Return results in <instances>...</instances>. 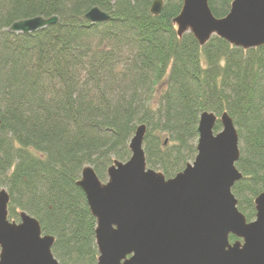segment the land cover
<instances>
[{"label":"trees","instance_id":"1","mask_svg":"<svg viewBox=\"0 0 264 264\" xmlns=\"http://www.w3.org/2000/svg\"><path fill=\"white\" fill-rule=\"evenodd\" d=\"M155 1L0 0V190L8 220L35 218L54 238L59 264H96L95 220L76 183L86 166L105 182L113 162L130 158L141 125L147 168L169 179L196 156L200 114L227 113L242 175L231 192L247 222L255 218L264 191V46L179 38L172 21L182 0H161L153 16ZM232 1L208 6L221 19ZM92 8L110 19L90 24ZM53 16L57 24L35 33L8 32ZM220 130L217 121L213 132Z\"/></svg>","mask_w":264,"mask_h":264},{"label":"water","instance_id":"2","mask_svg":"<svg viewBox=\"0 0 264 264\" xmlns=\"http://www.w3.org/2000/svg\"><path fill=\"white\" fill-rule=\"evenodd\" d=\"M161 0L151 6L157 16ZM84 18L107 22L97 8ZM57 17L13 23L8 32L32 34L57 24ZM179 38L191 34L200 46L218 37L242 50L264 46V0H233L228 14L216 19L208 0H182L172 21ZM221 130L213 132L216 122ZM145 126L130 140V158L115 161L101 182L93 169H82L76 183L95 220L96 264H264V191L254 200L255 218L247 222L231 189L242 175L239 137L227 113L203 112L197 125L196 156L172 178L146 166ZM9 196L0 190V264H59L54 238L25 212L8 220ZM232 236L236 240L229 241Z\"/></svg>","mask_w":264,"mask_h":264},{"label":"rangeland","instance_id":"3","mask_svg":"<svg viewBox=\"0 0 264 264\" xmlns=\"http://www.w3.org/2000/svg\"><path fill=\"white\" fill-rule=\"evenodd\" d=\"M166 143V142H165Z\"/></svg>","mask_w":264,"mask_h":264}]
</instances>
